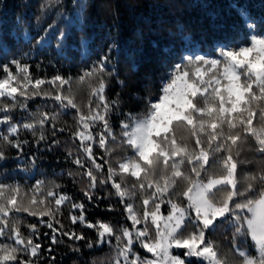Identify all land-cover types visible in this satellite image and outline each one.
Wrapping results in <instances>:
<instances>
[{"label": "snow or ice", "instance_id": "obj_1", "mask_svg": "<svg viewBox=\"0 0 264 264\" xmlns=\"http://www.w3.org/2000/svg\"><path fill=\"white\" fill-rule=\"evenodd\" d=\"M246 39L220 47L216 56L183 57L144 113H123L119 132L112 121L121 101L119 94L107 95V55L75 78L88 87L86 103L71 76L34 77L31 66L16 59L0 64V162L12 148L17 159L32 152L35 167L36 153L59 148L58 133L67 132L72 146L64 158L77 167L67 174L74 184L87 178L80 189L84 200L55 182L38 180L25 190L0 181V264H59L55 255L46 258L55 250L39 242L44 238L73 253L80 252L76 242L89 249L107 244L110 264H264V159L242 174L256 162L246 151L264 157V34ZM37 98L44 103L29 111ZM17 110L27 118L16 120ZM65 115L74 123H60ZM117 149L124 155L114 156ZM104 201L106 211L120 212L125 223L90 218L88 208ZM62 207L70 209L68 225L60 219ZM225 224L230 247L209 236Z\"/></svg>", "mask_w": 264, "mask_h": 264}, {"label": "trees", "instance_id": "obj_2", "mask_svg": "<svg viewBox=\"0 0 264 264\" xmlns=\"http://www.w3.org/2000/svg\"><path fill=\"white\" fill-rule=\"evenodd\" d=\"M249 24L255 27L250 29ZM250 34H264V0H60L59 3L56 0H0V64L16 59L30 65L34 77L71 76L74 91L78 90V98L86 103L88 87L86 84L78 86L75 78L82 70L90 69L101 56L109 57L107 73L112 75L105 74L107 95L116 99L119 94L121 101L112 121L117 132L123 113L142 114L148 100L159 97L170 69L183 57L216 56L222 46L247 43ZM11 67L15 71L14 66ZM3 75L0 70V77ZM42 103L40 98L30 101L29 111H36ZM48 103L51 105L52 101ZM27 115L17 110L14 118L22 120ZM64 121L74 123L72 115L63 116L60 123ZM4 127L0 125V129ZM22 136L32 139L29 133ZM58 138L61 140L59 148L36 153L39 159L35 167L29 159L32 152L17 159L16 150L7 148L8 159L0 162L3 165L0 181L18 183L25 190L38 180L45 181L46 185L55 182L63 185L61 191H66L74 200H84L80 189L87 178L83 184H74L67 174L69 170L77 171V167L64 158L65 148L72 146L69 134L58 133ZM113 155L123 156L124 153L117 149ZM245 155L256 162L245 166L242 174L256 171L257 162L264 157L250 151ZM107 203L104 201L99 208L89 207L90 218L108 219L117 225L125 223L120 212L106 211ZM69 210L62 207L64 216L60 219L66 225L70 223ZM19 215L29 223L37 222V218L26 213ZM54 227L59 228V225L54 224ZM22 231L27 234L26 229ZM41 232L51 234V229L41 226ZM87 234L96 239L94 232L89 230ZM209 236L222 246L230 247L231 230L227 224ZM61 239L67 240L66 237ZM39 242L55 250L46 251L45 256L55 255L59 264H93L94 261L110 264L112 249L107 244L89 249L84 242H76L80 252L73 253L67 251L65 244L51 245L46 238ZM251 244L248 240L247 245ZM137 251L145 254L138 247Z\"/></svg>", "mask_w": 264, "mask_h": 264}, {"label": "rangeland", "instance_id": "obj_3", "mask_svg": "<svg viewBox=\"0 0 264 264\" xmlns=\"http://www.w3.org/2000/svg\"><path fill=\"white\" fill-rule=\"evenodd\" d=\"M142 255H144V254L142 253Z\"/></svg>", "mask_w": 264, "mask_h": 264}]
</instances>
